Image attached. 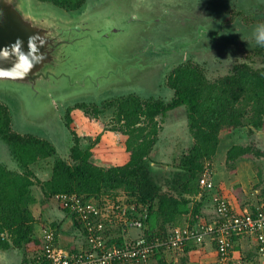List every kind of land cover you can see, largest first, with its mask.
Masks as SVG:
<instances>
[{
	"label": "trees",
	"instance_id": "obj_1",
	"mask_svg": "<svg viewBox=\"0 0 264 264\" xmlns=\"http://www.w3.org/2000/svg\"><path fill=\"white\" fill-rule=\"evenodd\" d=\"M42 1L53 2L67 10H76L85 2ZM244 59L215 76L191 60L175 67L166 79V86L173 90L169 99L130 94L107 99L100 105L78 103L69 107L63 115L70 141L67 147L69 159L62 157L49 140L16 131L8 106L0 102V140L6 145L10 160L0 162V250H15L24 255L23 264H52L45 254L48 244L46 234L51 230L54 232V246L73 253L88 250L87 236L90 231L87 224L97 223L99 218L84 219L76 209L60 206L66 213V219L49 222V227L40 235L37 231L40 220L31 208L37 202L34 186L40 189L43 205L56 196H77L82 203H94L102 211L110 205L120 208L135 206L137 210L131 213L129 209L128 215L133 214L143 221L142 233L148 239L168 240L180 229L187 215L191 226L203 224L199 221L200 209L202 204L212 203L216 182L213 189L206 190L200 186L199 178L205 166L214 161L221 135L229 129L244 126L251 134L264 131V47L256 46ZM74 109L84 110L89 118H97L106 110L114 111L113 120L118 125L114 130L127 137L125 151L128 158L124 164L105 166L93 161L94 144L84 146L83 137L72 127ZM176 109L185 110L192 142L187 152L169 164L171 169L164 171L153 165L160 164L154 158L161 128L159 117ZM253 148L232 145L227 151V166L235 170L237 160L246 155L253 152L263 155ZM49 158H54L49 178L41 180L32 165ZM193 201L196 203L194 207ZM227 201L232 212H244ZM257 207L250 206L247 211L255 214ZM69 217L73 225L67 231L73 233L77 244L63 246L59 242V234L66 232L63 226ZM107 232L111 234L109 244L129 246L124 236L120 235V229L107 226ZM239 236L236 235L234 241ZM207 238L201 245L207 242ZM211 240L217 247L216 240L213 237ZM197 245L188 241L183 249L173 250L188 252L189 248ZM235 249L233 247L232 257ZM162 252L163 248L152 264L157 258L158 264H165ZM30 254L36 255V258L30 259Z\"/></svg>",
	"mask_w": 264,
	"mask_h": 264
},
{
	"label": "water",
	"instance_id": "obj_2",
	"mask_svg": "<svg viewBox=\"0 0 264 264\" xmlns=\"http://www.w3.org/2000/svg\"><path fill=\"white\" fill-rule=\"evenodd\" d=\"M211 1L85 0L78 9L67 10L42 0H0V48L19 38L27 51L30 36L45 40L40 49L44 58L28 76L0 80V100L9 102L13 128L58 144L56 135L63 139L68 136L61 115L71 106L100 105L130 94L149 98L162 86L159 95H165L168 74L185 63L197 45L208 43L209 17L215 14L208 11ZM97 44L113 63L100 65L106 70L92 74L88 57L97 52ZM12 89H20L31 98L29 113L28 109L20 111L23 102L17 98H5L4 92ZM15 105L17 113L13 114ZM16 114H24L20 120L27 123L18 125ZM4 146L0 140V149ZM153 165L170 170L164 164ZM72 225L69 217L63 228L70 230ZM19 261L17 251L0 250V264Z\"/></svg>",
	"mask_w": 264,
	"mask_h": 264
},
{
	"label": "rangeland",
	"instance_id": "obj_3",
	"mask_svg": "<svg viewBox=\"0 0 264 264\" xmlns=\"http://www.w3.org/2000/svg\"><path fill=\"white\" fill-rule=\"evenodd\" d=\"M211 3L213 5H211V7L208 6V11H215V14L212 15V17H209L212 23L209 26L211 30H209L211 36L208 39V43L207 45H197V47H195L196 52L195 50H193V55L188 57L185 62L191 60L193 61V63L200 64L208 70L211 76H215V74H219L222 71H226L228 68L231 67L233 63L238 61H245L244 57L246 55H250V51L253 50L256 46H258L254 37V29L256 25L264 23V0H212ZM97 45V52L89 54L88 57L87 67L90 65V72L92 74L101 73L106 70V68H100V65L104 67L113 63V59L108 58V56H106L108 52L103 51L101 49V45ZM163 87L164 86H162L159 91H156L152 97L160 96L165 99H169L173 95V90L169 88V90L165 91V95H159L161 93L160 90H162ZM4 96L7 100H12L10 99V97H14L13 100L17 98L18 100L23 102V104L19 108L20 111L22 112L24 109H28L29 113L32 100L31 98H26L28 96L26 92L20 89H12L10 90V92H4ZM0 102L3 101L0 100ZM3 103L8 106L9 110H11L9 102L4 101ZM83 111L84 110L80 109V115L78 116L73 114L74 111H72V115L74 116V122L72 124V127L78 132L80 136L83 137L84 146L94 144L93 151L95 155L93 157V161L98 165L105 166L124 164L128 158L125 151V143L127 137L121 134V132H119L118 130H114L115 126L117 125L116 122H114L113 120L114 111L111 109L106 110L102 114H99L97 118H89ZM15 113H17V105H15V108L13 107V114ZM28 113L25 114V118L26 116H28ZM185 114L186 113L184 109H176L168 113L166 116L159 117L161 128L159 140L155 145L156 155L154 158L158 160L160 164L168 166L169 169H171L169 164H172L175 158L187 152L192 142ZM16 116L19 121L18 125L25 122L27 123V118L23 121L20 120L21 117H24V114H16ZM61 118L64 119L62 115ZM64 122L66 124L65 120ZM117 128L118 125L115 129ZM263 132H256L254 134H251L247 126L239 127L236 129H229L223 132V134L221 135L222 138L219 148L220 151H218L217 155L214 157V161L212 162V164L208 163L214 173V182L215 180L223 181L226 177H229L228 172L232 173V171L238 170L241 166L245 165L246 162L248 166L255 168V171L257 172L259 171V169H261V160H264V136L261 135V133ZM98 136H100V140H97ZM55 137L60 142L58 144H54L58 149V152L62 157L69 159V151L67 148L70 143L69 137L66 136L67 138L64 137V139L63 137L59 138L57 135ZM233 143H238L242 146L254 147L253 150H260L263 155L258 156L255 155L254 152L249 155H246L245 158L237 160L236 169L231 171L230 167L227 166L226 162V154L228 151V149L226 148L230 147ZM4 147L5 148H3L2 150L0 149V162L10 161L8 160V149L6 146ZM53 161L54 158H49L39 161L32 165L33 170L41 180H46L49 178ZM216 165H221V168H227V170L225 169L226 171H221V173L218 172L217 175L215 169ZM215 172L217 177H215ZM231 175V180H227L230 184H233V182L237 181L238 178L237 176L235 178L233 174ZM261 176L258 175L260 180V189L262 188L263 184V181H261ZM225 181L226 180H224V182ZM221 185L222 183L218 184V190L214 194V197H220L223 200L227 201L228 199L224 195L225 191L223 192ZM33 190L34 194L37 197V202L35 204H32L31 208L34 212V215L39 217L40 220V224L38 225H40L41 227L38 231L41 234H44V230L50 224L49 222H44V220H42V215L40 214L43 212L45 214L46 212L48 214V217H50L51 219V216L49 215L50 213H48L49 211H47L48 206H50V202L48 201L45 205H43L41 203V199L43 198V196L40 192V189L37 186H34ZM53 201L56 200L54 199ZM195 205L196 203L195 201H193V207ZM214 205L215 199H213L212 201V206ZM204 206L205 203L202 204L201 210ZM214 214L215 217L213 216L211 218L210 223H214L217 221L218 214L215 212V207ZM48 217L46 216V218ZM43 218H45L44 215ZM204 221L205 219H200V223H208ZM42 225H46L45 228ZM187 225H190V223H188ZM130 232L133 236L138 235V232L136 233L134 232V230H130ZM241 236L244 237V235ZM207 237V239H211L213 236L209 234ZM236 242L237 239L234 241V248L236 247ZM165 251L169 252L177 250L172 249ZM237 251H239L238 247H236L234 251L235 258H239L238 255H240ZM32 255H29L30 259L36 258V255ZM24 258V255L20 254L19 264H23ZM231 260L232 262L234 261L233 257Z\"/></svg>",
	"mask_w": 264,
	"mask_h": 264
},
{
	"label": "built area",
	"instance_id": "obj_4",
	"mask_svg": "<svg viewBox=\"0 0 264 264\" xmlns=\"http://www.w3.org/2000/svg\"><path fill=\"white\" fill-rule=\"evenodd\" d=\"M199 184L203 189H213L214 173L207 164L203 170ZM61 207H72L84 218H99L97 223L89 222L87 228L90 231L87 236L88 250L73 253L69 250L53 245L54 232L48 231L46 238L45 254L52 264H152L160 250L183 249L186 242L193 241L201 244L210 234L216 240L218 259L217 264H229L232 259L234 237L236 235H252L258 243L260 252H264V204L257 207L255 214L244 210L241 214L234 213L229 208V203L220 197L215 199V212L217 221L198 226L186 225L176 231V234L168 240L148 239L143 233V221L137 217L128 215L136 211L135 206H109L106 211L100 210L94 203H82L80 198L72 196H56L54 198ZM110 229H120L122 236L129 246L109 244ZM141 230V234L132 236L130 230Z\"/></svg>",
	"mask_w": 264,
	"mask_h": 264
},
{
	"label": "crops",
	"instance_id": "obj_5",
	"mask_svg": "<svg viewBox=\"0 0 264 264\" xmlns=\"http://www.w3.org/2000/svg\"><path fill=\"white\" fill-rule=\"evenodd\" d=\"M73 114L80 115V109H74ZM240 145L238 143H233L232 145ZM230 146V147H231ZM230 147H227L226 149H229ZM220 151V149H219ZM227 157V154H226ZM221 166V165H220ZM220 166L216 165V172L218 175V172L221 173L225 172L227 168H221ZM224 166V165H222ZM259 171H255V168L248 166L247 162L245 165L241 166L238 170L228 172V176L224 180H218L216 182V191L218 190V184L222 183L221 188L223 189V192L225 191L224 195L227 197V199L239 210H248L250 206H259L264 202V183L262 184V188L260 189V180L258 175L261 176V181L264 182V160H261ZM214 169V170H215ZM226 169V170H225ZM215 172V177H217ZM234 172V173H233ZM262 172V173H261ZM261 173V174H260ZM233 174L236 178H238L237 181L233 182V184H230L227 179L231 180ZM220 188V189H221ZM57 201L51 200L50 206H48L47 211L50 213L51 216L48 217V214L45 212L41 213L42 220H46V223L53 222V221H63V219L66 216V213L60 209ZM201 216L200 219H205L204 222L210 223L211 218L214 216V209L212 206V203L207 202L203 209L201 210ZM43 215L45 218H43ZM46 216L48 218H46ZM37 217V216H36ZM39 218V217H37ZM188 215L185 216L183 221L180 224V228L187 225L189 223ZM66 219V218H65ZM45 224V223H43ZM48 225V224H47ZM44 228L46 225H42ZM41 226L37 225V231L39 230ZM134 232H139V230L134 229ZM38 234L41 235V233L38 231ZM131 234V233H130ZM132 235V234H131ZM133 236V235H132ZM59 242L63 246H72L73 244H77L74 240V235L72 232H69L66 230L63 234H59ZM236 247H238L237 251L240 255L239 258H235L233 256L234 261L233 264H264V252L261 253L258 247V243L256 242L254 236L252 235H244L239 237L237 239V242L235 243ZM163 255L162 260L165 264H217L218 259V253L215 244L212 242L211 239H208L206 243L204 244H198L195 246V248L191 247L189 248V251L186 250L183 252L181 250L177 251H164L162 252ZM177 253V254H176ZM159 256V255H158ZM159 258L156 259L154 264H158Z\"/></svg>",
	"mask_w": 264,
	"mask_h": 264
},
{
	"label": "clouds",
	"instance_id": "obj_6",
	"mask_svg": "<svg viewBox=\"0 0 264 264\" xmlns=\"http://www.w3.org/2000/svg\"><path fill=\"white\" fill-rule=\"evenodd\" d=\"M254 37L257 45L264 47V23L256 25ZM45 40L39 35L30 36L27 51L23 48V40L17 39L9 46L0 48V80H22L42 61L41 47ZM10 67L3 66L6 63Z\"/></svg>",
	"mask_w": 264,
	"mask_h": 264
}]
</instances>
